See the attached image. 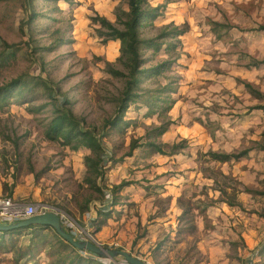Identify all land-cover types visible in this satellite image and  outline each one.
Masks as SVG:
<instances>
[{"label":"rangeland","instance_id":"1","mask_svg":"<svg viewBox=\"0 0 264 264\" xmlns=\"http://www.w3.org/2000/svg\"><path fill=\"white\" fill-rule=\"evenodd\" d=\"M24 3L0 0V39L17 46L0 60V86L39 77L54 100L37 90L31 103L0 106V197L43 205L68 230H89L147 264H264V0H150L162 15L146 36L184 27L180 57L141 78L143 96L117 128L106 123L125 85L110 72L125 73L121 45L94 20L115 25L126 3ZM31 13L40 16L28 22ZM144 55L148 70L172 60L165 50ZM55 109L99 138L100 175L87 165L97 160L89 149L47 137ZM9 236L0 237V264L103 261L62 247L51 230Z\"/></svg>","mask_w":264,"mask_h":264},{"label":"trees","instance_id":"2","mask_svg":"<svg viewBox=\"0 0 264 264\" xmlns=\"http://www.w3.org/2000/svg\"><path fill=\"white\" fill-rule=\"evenodd\" d=\"M23 1H25L24 4H27V6H29L34 0ZM49 1L56 4L59 1L71 3L74 0ZM120 1L126 3L127 12L117 10V14L115 15V25L111 24L103 18H95L94 20L100 28L107 31L106 37L108 39L118 40L121 45L119 61L121 62L125 73L110 70L111 74L114 75V77L125 79L124 89L121 92V96L117 99L116 116L106 123L108 126L113 128H117L118 125L123 122V115L128 105L135 104L142 98L143 90L139 86L141 83V78L151 77L153 73L157 75L161 72L162 69L171 67V65L177 59H179L180 53L178 51V48L181 46V41L179 38L186 33V29L184 27H178L170 24L156 30L155 35L148 37L146 36L147 32H145V30L148 28H152V22L162 15V12L160 11L162 7H152L150 5V0ZM39 16L40 15L36 13L29 14L28 22L35 20ZM16 48L17 46L9 45L0 39V60L1 58H3L5 61H7L9 57L15 54L17 50ZM162 50H165V53H167V55H169L172 60L165 61L150 70L144 69V65L147 62L144 53H146V51L159 53ZM37 90L45 91L48 99L54 100V92L53 90L48 88V85L46 84L44 79L39 77L25 76L11 80L8 84L0 86V106L2 105L4 107L5 105H7L10 98H17L19 101H26V103H31L34 100L33 98H35V95L37 94ZM64 103H66V100H61L57 105L64 106L62 105ZM159 128L160 129L158 133L160 134L167 129L166 126H162ZM46 135L51 140L60 139L65 146H71L74 144L73 148L75 149L79 147L89 149L95 156V158H97V160L87 158V165L94 169L96 175H100L98 161L101 160L99 159V156L103 151L101 142L99 138H96L93 132H90L89 130H82L80 128L79 122L77 121L73 113L70 112V110H54L53 117L47 126ZM148 145L152 146L156 150V152L161 153V149L159 146L155 144ZM134 148L135 146L132 147V149ZM209 155L213 161L222 163L230 161L233 157L230 155H220L214 153H210ZM235 158L237 159V156H235ZM90 163H92V166ZM127 185L128 183L123 181L119 185L114 186L112 188V191L114 192ZM33 229L51 230L44 227L30 226L10 233H0V237L1 239H3V237L5 236L10 237L9 235H13L16 233L21 234L23 231ZM54 235L58 239L57 241L62 247L70 248L71 251L76 252L78 255L82 253L66 244L55 233ZM94 257L98 258L96 256ZM76 258L77 259H75L70 264H111V262L108 263L107 260L103 259H101L103 260L102 262H97L96 260L92 259H82L78 256Z\"/></svg>","mask_w":264,"mask_h":264},{"label":"water","instance_id":"3","mask_svg":"<svg viewBox=\"0 0 264 264\" xmlns=\"http://www.w3.org/2000/svg\"><path fill=\"white\" fill-rule=\"evenodd\" d=\"M30 226L49 228L62 241L70 245L78 252L91 254L98 257L99 259L107 260L111 263H115V260L120 258L126 264H147L122 250L105 248L95 241L75 239L64 229L60 216L52 212L39 214L14 224L0 225V233H10Z\"/></svg>","mask_w":264,"mask_h":264},{"label":"built area","instance_id":"4","mask_svg":"<svg viewBox=\"0 0 264 264\" xmlns=\"http://www.w3.org/2000/svg\"><path fill=\"white\" fill-rule=\"evenodd\" d=\"M107 207V205H105ZM47 207L39 204H25L18 202L10 197H0V225L14 224L23 220H27L33 216L48 213ZM52 213H55L52 211ZM61 218V217H60ZM64 229L77 240L95 241L90 231L81 229L75 231L74 229L68 230L63 224ZM96 242V241H95ZM248 264H251L248 263Z\"/></svg>","mask_w":264,"mask_h":264},{"label":"crops","instance_id":"5","mask_svg":"<svg viewBox=\"0 0 264 264\" xmlns=\"http://www.w3.org/2000/svg\"><path fill=\"white\" fill-rule=\"evenodd\" d=\"M3 193V189H2V185H1V183H0V195ZM12 196L14 197V198H18L19 196H18V194H17V192H13L12 193ZM114 203V202H113ZM108 209H109V205L107 206V207H105V205L103 206V208H100V212H102V211H108ZM100 212H99V214H100ZM207 214H209L210 215V210H208L207 211ZM96 216V215H95ZM36 231H48V229H35ZM32 232V230H27V231H23L22 233H31ZM21 233V234H22ZM16 234H19V233H16ZM13 235H15V234H13ZM12 235V236H13ZM5 237H8V236H5ZM9 238V237H8ZM29 241V240H28ZM199 247H201V245H199ZM204 246L202 245V248H203ZM43 250H45V249H43ZM208 253H209V248H208V251H207Z\"/></svg>","mask_w":264,"mask_h":264}]
</instances>
